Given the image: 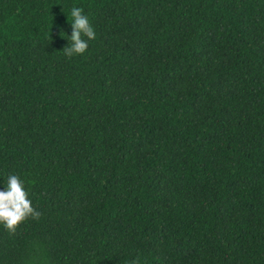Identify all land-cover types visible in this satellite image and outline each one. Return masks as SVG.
<instances>
[{
  "label": "trees",
  "instance_id": "1",
  "mask_svg": "<svg viewBox=\"0 0 264 264\" xmlns=\"http://www.w3.org/2000/svg\"><path fill=\"white\" fill-rule=\"evenodd\" d=\"M9 173L40 217L0 264H264V0H0Z\"/></svg>",
  "mask_w": 264,
  "mask_h": 264
},
{
  "label": "clouds",
  "instance_id": "2",
  "mask_svg": "<svg viewBox=\"0 0 264 264\" xmlns=\"http://www.w3.org/2000/svg\"><path fill=\"white\" fill-rule=\"evenodd\" d=\"M67 19L71 21V34L62 33L68 40L63 54L68 58L82 57L88 51L90 42L96 39L94 27L84 8L75 4L68 10ZM3 181L0 185V230L15 235L26 221L38 220L40 212L34 207L25 180L20 175L9 173ZM31 264H44L38 250L32 254ZM131 264H138V261L133 260Z\"/></svg>",
  "mask_w": 264,
  "mask_h": 264
}]
</instances>
